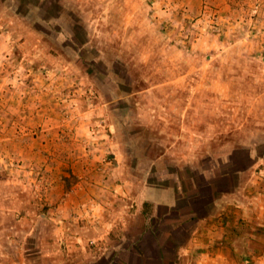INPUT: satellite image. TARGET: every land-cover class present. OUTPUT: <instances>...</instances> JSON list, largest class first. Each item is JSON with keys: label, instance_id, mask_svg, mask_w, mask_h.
Segmentation results:
<instances>
[{"label": "rangeland", "instance_id": "374dc122", "mask_svg": "<svg viewBox=\"0 0 264 264\" xmlns=\"http://www.w3.org/2000/svg\"><path fill=\"white\" fill-rule=\"evenodd\" d=\"M202 1L209 5L210 0H0V29L12 28L16 40L11 59L5 42L0 45V85H28L29 137L37 136L44 149L74 143L77 160L94 168L93 179L109 175L113 184L116 175L140 185L165 186L177 178L200 182L191 169L211 178L225 166L247 167V146L255 143L261 151L264 143V26L241 20L244 12L237 22L226 17L218 25L209 15L203 21L186 18L179 9ZM20 37L26 39L23 50ZM191 99L185 111L180 102ZM14 101L8 111L18 109ZM49 152L37 162H51ZM20 159L0 155V179L10 173L4 165L18 167ZM82 178L81 171L65 183ZM217 186L225 189L229 182ZM5 198L0 227L22 232L11 236L24 245L30 264H75L69 242L55 239L49 214L20 220L18 200ZM118 203L110 197L104 213L113 219ZM97 238L86 237L87 247L104 242Z\"/></svg>", "mask_w": 264, "mask_h": 264}, {"label": "crops", "instance_id": "0c3cea01", "mask_svg": "<svg viewBox=\"0 0 264 264\" xmlns=\"http://www.w3.org/2000/svg\"><path fill=\"white\" fill-rule=\"evenodd\" d=\"M208 3H186L179 9L186 18L200 17L203 21L209 15L218 25L226 17L236 21L239 12H244L241 20L264 26V0ZM12 35V28L0 29V45L5 42L9 49L7 59L12 58L10 48L16 41ZM19 42L23 50L26 39L20 37ZM3 86L0 85V90H5L0 96L4 108L0 111V155L19 156L22 164L17 167L7 162L2 168L10 173L0 179L6 197L0 195V199L18 200L20 220L49 214L55 221V239L69 242L75 264H264V143L261 151L255 143L247 146V167L243 169L225 166L211 178L191 169L201 177L200 182L193 178L183 183L177 178L165 186L140 185L116 175L113 184L109 175L103 176L107 180L93 179L97 177L92 173L94 168L85 160H77L79 150L74 143L65 148L56 143L44 149L36 141L37 136L29 137L28 85L20 81L14 88L12 84ZM16 98L18 109L8 111ZM180 105L187 111L193 100L181 101ZM180 135L185 136L182 131ZM17 139L19 143H14ZM44 151H51L53 158L43 165L36 157L40 158ZM104 169L111 171L106 166ZM81 171L80 181L65 183ZM219 182H229V186L220 189ZM100 193L105 195V202ZM110 197L120 201L115 204L119 209L113 219L104 213ZM30 204H35V209ZM5 216L0 212V219ZM8 231L11 230L0 227V264H30L24 245L11 236L22 232L16 228ZM29 233L30 230L25 234ZM97 236L104 242L97 248H88L86 237Z\"/></svg>", "mask_w": 264, "mask_h": 264}]
</instances>
